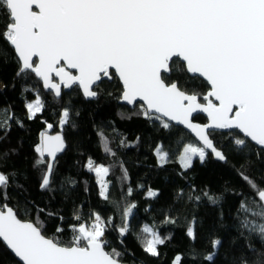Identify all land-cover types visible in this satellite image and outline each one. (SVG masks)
<instances>
[{
    "label": "snow or ice",
    "instance_id": "snow-or-ice-1",
    "mask_svg": "<svg viewBox=\"0 0 264 264\" xmlns=\"http://www.w3.org/2000/svg\"><path fill=\"white\" fill-rule=\"evenodd\" d=\"M0 42L7 45L0 47V56L7 55L8 48L15 56V77L34 76L57 102L62 100V89L75 86L87 100L107 96L126 105L139 104L136 114L161 129L183 126L194 136V142L183 143L178 153L184 171L193 166L194 158L201 164L210 158L227 163L224 149L228 144L264 161V0H0ZM185 75L193 81L202 78L207 91H196V85L190 89ZM105 81L119 82L118 95L104 87ZM25 107L26 119L34 120L46 105L37 95ZM201 113L207 122H194V114ZM72 115V109L62 105L59 130L53 133L54 125L45 122L38 134L33 166L42 167L41 189L51 187L58 158L68 148L64 129L75 127ZM13 122L24 127L9 109H0V142L9 135ZM217 130L228 135V144L220 146L212 135ZM97 135L103 151L115 157L103 130ZM136 139L139 142L140 137ZM8 154L0 152V160ZM154 155L160 167L171 162L162 144L155 146ZM85 167L95 174L99 196L109 201L111 166L89 157ZM120 167L122 179L127 180V169ZM13 175L0 171V242L18 258V264H125L124 252L115 247L109 250L106 234L112 217L105 219L91 211L86 220L75 210V223L66 225L72 233L68 243L55 235L65 231L63 217L58 218L52 237L45 234L43 221L19 218L6 202ZM238 175L252 198L242 195L238 203L237 236L244 244L237 247L233 241L229 245L233 255L225 264H264V181L257 182L243 172ZM132 193L129 187L126 195ZM158 194L147 190V197ZM183 195L181 189L177 196ZM187 198L197 202L204 198L213 205L222 199L207 188L197 193L195 187ZM114 203L121 207L120 201ZM136 207L123 204L122 223L115 229L119 237L131 231L129 218ZM164 222L176 223L170 216ZM195 224L193 218L186 230L192 241L197 239ZM141 233L142 251L159 259L161 246L171 237L148 225ZM225 243L210 236L211 251L194 249L193 254L201 256L204 264H217ZM182 259L176 254L171 264H182Z\"/></svg>",
    "mask_w": 264,
    "mask_h": 264
},
{
    "label": "trees",
    "instance_id": "trees-1",
    "mask_svg": "<svg viewBox=\"0 0 264 264\" xmlns=\"http://www.w3.org/2000/svg\"><path fill=\"white\" fill-rule=\"evenodd\" d=\"M0 47L7 48V45L0 42ZM15 72V56L8 48L7 55L0 56V90H3L0 92V109H9L23 122L24 127H18L13 122L9 135L0 142V152L9 153L7 158L0 160V171L14 174L7 190L9 199L6 202L17 211L20 218L43 221L45 234L52 237L56 224L60 222L58 218L63 217L65 231L55 235L68 243L72 233L66 225L75 223L72 219L75 210L79 209L86 220L91 211L99 212L105 219L112 217L113 225L109 226L106 234L110 241L109 250L115 247L124 252L123 260L130 264H171L176 254L182 255V264H204L202 257L194 255L193 250L198 253L210 252V236L222 238L226 242L220 249L221 260L217 264L231 260L233 248L229 245L233 241H236L237 247L243 246L244 241L237 236L236 209L242 195L252 197L238 173L243 172L257 182L264 181V161L258 160L248 150L238 152L234 145L228 144V135L215 131L212 135L220 146L228 144L224 149L228 162L210 158L201 164L196 158L193 166L184 171L179 165L178 153L183 143L194 142V138L182 127L174 125L170 130L161 129L136 114L139 104L131 109L107 96L98 101L86 100L76 87L63 92L62 100L57 102L51 92L42 89L37 78H16ZM184 80L190 89L196 85V91H207L206 82L202 79L193 81L185 75ZM5 84L9 85L7 89H4ZM118 85V81L104 82V87L116 95ZM25 88L33 90L25 91ZM37 95H40L46 107L34 120H28L25 105ZM62 105L72 109L71 119L75 127H65L68 148L58 158L51 187L41 189L42 167L33 166L36 159L33 146L39 132L45 129V122L54 125L53 133L59 130L56 125ZM76 112L79 115H75ZM194 120L207 122L203 115L195 116ZM100 130L107 136L109 146L116 153L115 157L103 151L97 135ZM137 137H140L139 142ZM121 140L125 141V145L120 144ZM158 144L170 152L171 162L164 167L158 166L154 155V148ZM250 147L254 145L250 144ZM13 148L15 152L10 151ZM89 157L96 163L111 166L107 177L112 181L109 201L99 196L95 174L85 167ZM121 164L127 169V180L122 179ZM261 186L264 187V184ZM129 187L133 189L131 196L126 195ZM193 187L197 193L207 188L221 196L220 204L213 205L204 198L199 202L188 200L187 194ZM148 189L157 191L158 196L147 197ZM181 189L184 195L178 197L177 193ZM115 201H120L121 207H116ZM124 203H135L137 207L129 218L131 231L126 237H119L115 229L122 223ZM40 209L44 211L40 212ZM48 213L56 215L49 216ZM166 216L176 223H165ZM193 218L196 220L195 241L186 235ZM144 225L154 226L162 236L171 237L161 246L162 256L159 259L147 256L141 249L138 237L142 236ZM252 242L256 244L255 240ZM256 246L259 247L258 244ZM236 254L239 255V252ZM0 264H18V260L2 242Z\"/></svg>",
    "mask_w": 264,
    "mask_h": 264
},
{
    "label": "water",
    "instance_id": "water-1",
    "mask_svg": "<svg viewBox=\"0 0 264 264\" xmlns=\"http://www.w3.org/2000/svg\"><path fill=\"white\" fill-rule=\"evenodd\" d=\"M202 79V78H201ZM41 84H42V82H41ZM73 88H75V86L73 87ZM42 89L45 91V92H50L49 90H45L44 88H43V86H42ZM71 89H62V93L63 92H68V91H70ZM87 100V99H86ZM119 102V101H118ZM120 104H122V105H125V106H127V107H129V108H131V109H134L136 106H131V105H126V104H124L123 102H119ZM142 103V102H141ZM197 115H203L204 117H206V115L205 114H194V117L195 116H197ZM206 119H207V117H206ZM194 122H197V121H195L194 120ZM199 123V122H198ZM176 126H180V127H182L186 132H188L193 138H194V136L187 130V129H185L183 126H181V125H176ZM216 132H221V131H219V130H217ZM55 133V132H54ZM20 218V217H19ZM22 219V218H21ZM10 251V250H9ZM17 260H18V258H16ZM125 264H130V263H127V262H125Z\"/></svg>",
    "mask_w": 264,
    "mask_h": 264
},
{
    "label": "rangeland",
    "instance_id": "rangeland-1",
    "mask_svg": "<svg viewBox=\"0 0 264 264\" xmlns=\"http://www.w3.org/2000/svg\"><path fill=\"white\" fill-rule=\"evenodd\" d=\"M40 96V95H39ZM194 159H196V158H194Z\"/></svg>",
    "mask_w": 264,
    "mask_h": 264
}]
</instances>
